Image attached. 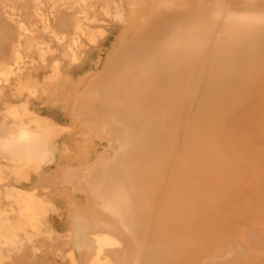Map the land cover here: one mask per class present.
Here are the masks:
<instances>
[{"label": "bare ground", "instance_id": "bare-ground-1", "mask_svg": "<svg viewBox=\"0 0 264 264\" xmlns=\"http://www.w3.org/2000/svg\"><path fill=\"white\" fill-rule=\"evenodd\" d=\"M161 1L168 0H0V264L27 249L36 255L44 242L60 255L69 247L71 264L85 252L89 264H114L110 254L124 248L117 235L86 234L73 202L70 232L61 235L55 226L63 207L33 186L53 166L60 170L70 149L60 147L70 127L43 114L46 105L58 107L63 81L82 104L120 112L118 134L130 135L139 126L132 120L149 113L150 126L163 123L142 174L149 196L121 154L130 145L132 154L137 140L110 141L92 163L104 165L97 179L127 187L120 198L143 201L147 213L165 206L141 238L140 256L149 263H193L198 255L199 167L264 162L257 154L264 149V19L254 18L264 6L209 19L207 12L182 15L153 4ZM114 33L103 64L99 56L91 67L92 48ZM111 158L114 165L107 166ZM200 181L209 197L208 175ZM205 216L201 232L209 224Z\"/></svg>", "mask_w": 264, "mask_h": 264}, {"label": "rangeland", "instance_id": "rangeland-1", "mask_svg": "<svg viewBox=\"0 0 264 264\" xmlns=\"http://www.w3.org/2000/svg\"><path fill=\"white\" fill-rule=\"evenodd\" d=\"M153 4L169 9L171 12L182 13V15H187L190 11L198 14L207 12L208 15L210 14L207 17L209 19L213 18L211 14L215 15L218 11H228L226 13H229L235 9H245L248 6H252V9L264 6L263 1L257 0H168ZM262 15L264 13L254 18L262 20V18L264 19ZM66 29L69 34L70 28ZM116 36L117 34L114 33L106 42H101L100 45L92 48L90 53L92 60L88 63L92 64L91 67L99 56H101L103 64L107 53L112 49ZM185 43L183 41V44ZM60 87V92L55 97L59 103L58 107L51 109V104L46 105L43 108V114L70 127L72 132L64 134L60 139V147L68 146L70 149L61 162L60 170L53 166L49 171V176L40 180L35 179L33 184L37 187L38 194L49 193L63 207L61 218L55 226L56 230L61 235L70 232L67 224L70 219L69 213L72 211L69 210L68 205L70 207V203L73 202L78 208L77 212L83 218L86 234L109 233L121 238L124 248L110 254L112 263L161 264L160 262L149 263L148 260L141 257L140 243L146 233L149 235L153 231L154 226L149 224V218L154 219L156 212L163 213L166 210L165 206L163 205L158 211L147 208V213L142 208L143 201L138 204V202H131L130 199L126 200L122 196V200H119L121 199L120 190L127 187L110 186L97 179L98 172L105 170L104 165H92V163L97 154L107 148L110 141L113 143L118 140L119 144V142L128 139L131 142L137 140L136 144L139 146L135 148V151L133 150L132 154L131 145L127 146V151L121 154L124 156L123 161H129V169H135L136 177L141 183L138 188L141 186L139 189H144L143 196L146 194L149 196L147 192L144 194L145 186H143L142 174L143 169L149 165L148 161L151 158L149 151L151 146H154L152 145L153 141L158 142L159 139L155 134L156 130L162 129L163 123L158 119L156 122L155 119V125L150 126L149 113L147 116L132 120L133 124L136 123L135 125L139 126L135 128L132 125L134 129L130 135L118 134L116 131L118 127H116L114 119L120 120V112L111 108L110 113L104 112L108 107L106 104V106L99 104L102 107L97 105L95 108L92 105L82 104L81 94H75L72 86L66 81H63ZM32 107L40 111L41 106L33 103ZM64 108L69 110V115L63 110ZM96 108H98L97 111ZM143 146L144 155L142 151L140 152ZM257 152V154L264 155V149ZM112 163L113 158L106 165L109 166ZM247 165L245 163L235 167L216 164L213 167L201 166L198 168L199 180L196 196L199 223L197 229L201 234L197 233L202 239L198 240V255L193 259V263L183 264H264V162ZM208 171L211 172L208 173ZM202 174L208 175L209 197H204L202 193L203 185L200 181ZM130 184L131 182L125 185L129 186ZM30 186L27 185L28 188ZM114 200L119 201V207L113 202ZM204 213H206L205 217L209 219V224L205 227L204 232H201ZM122 222L125 223V226L121 224ZM140 222H143V225L138 224ZM61 241L56 242V245L61 246ZM202 245L206 247L204 255L200 250ZM50 246L52 245L49 242H44L40 245L41 251L36 255L31 254L27 249L6 264H71L66 256L69 247H66L64 253L60 255L54 253ZM229 251L232 253H228ZM90 259L89 252L81 253L78 264H89Z\"/></svg>", "mask_w": 264, "mask_h": 264}]
</instances>
